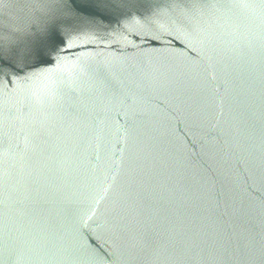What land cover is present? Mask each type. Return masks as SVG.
<instances>
[{
  "label": "water",
  "instance_id": "1",
  "mask_svg": "<svg viewBox=\"0 0 264 264\" xmlns=\"http://www.w3.org/2000/svg\"><path fill=\"white\" fill-rule=\"evenodd\" d=\"M0 264H264V0H0Z\"/></svg>",
  "mask_w": 264,
  "mask_h": 264
}]
</instances>
